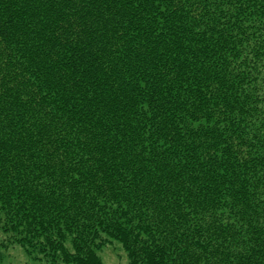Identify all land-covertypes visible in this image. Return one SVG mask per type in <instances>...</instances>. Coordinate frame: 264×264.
I'll list each match as a JSON object with an SVG mask.
<instances>
[{
  "label": "trees",
  "instance_id": "obj_1",
  "mask_svg": "<svg viewBox=\"0 0 264 264\" xmlns=\"http://www.w3.org/2000/svg\"><path fill=\"white\" fill-rule=\"evenodd\" d=\"M112 244L264 264V0H0L1 251Z\"/></svg>",
  "mask_w": 264,
  "mask_h": 264
},
{
  "label": "rangeland",
  "instance_id": "obj_2",
  "mask_svg": "<svg viewBox=\"0 0 264 264\" xmlns=\"http://www.w3.org/2000/svg\"><path fill=\"white\" fill-rule=\"evenodd\" d=\"M0 264H33L32 260L18 247H9L1 251ZM104 264H128V258L122 247L118 244L109 245L102 252Z\"/></svg>",
  "mask_w": 264,
  "mask_h": 264
}]
</instances>
